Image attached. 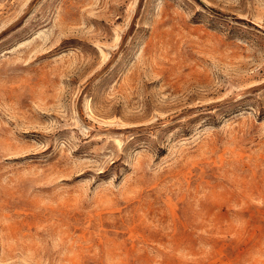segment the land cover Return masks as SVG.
<instances>
[{"label": "rangeland", "instance_id": "1", "mask_svg": "<svg viewBox=\"0 0 264 264\" xmlns=\"http://www.w3.org/2000/svg\"><path fill=\"white\" fill-rule=\"evenodd\" d=\"M0 264H264V0H0Z\"/></svg>", "mask_w": 264, "mask_h": 264}]
</instances>
